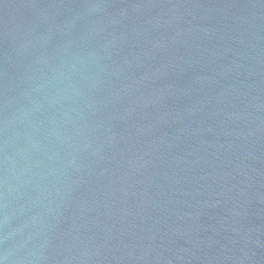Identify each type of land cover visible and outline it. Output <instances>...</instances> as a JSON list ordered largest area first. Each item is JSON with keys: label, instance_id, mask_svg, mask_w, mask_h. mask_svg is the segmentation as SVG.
<instances>
[{"label": "water", "instance_id": "obj_1", "mask_svg": "<svg viewBox=\"0 0 264 264\" xmlns=\"http://www.w3.org/2000/svg\"><path fill=\"white\" fill-rule=\"evenodd\" d=\"M0 264H264V0H0Z\"/></svg>", "mask_w": 264, "mask_h": 264}]
</instances>
